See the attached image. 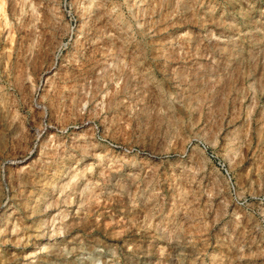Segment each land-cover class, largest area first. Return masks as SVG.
Listing matches in <instances>:
<instances>
[{
  "label": "clouds",
  "instance_id": "clouds-1",
  "mask_svg": "<svg viewBox=\"0 0 264 264\" xmlns=\"http://www.w3.org/2000/svg\"><path fill=\"white\" fill-rule=\"evenodd\" d=\"M0 264H264V0H0Z\"/></svg>",
  "mask_w": 264,
  "mask_h": 264
}]
</instances>
